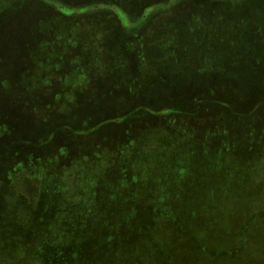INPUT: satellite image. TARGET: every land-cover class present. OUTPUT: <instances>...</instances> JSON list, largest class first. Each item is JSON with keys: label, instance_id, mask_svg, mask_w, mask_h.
Segmentation results:
<instances>
[{"label": "rangeland", "instance_id": "1", "mask_svg": "<svg viewBox=\"0 0 264 264\" xmlns=\"http://www.w3.org/2000/svg\"><path fill=\"white\" fill-rule=\"evenodd\" d=\"M30 2L36 6L28 7ZM21 4L22 9H15ZM59 10L62 14H58ZM159 11L166 14L156 16ZM109 15L118 17L122 26L118 28L114 22L107 21ZM130 23L136 25L133 32L126 31ZM76 65L83 71L80 78L90 71L88 84L93 86V91L74 88L69 96L74 95L76 102L108 99L116 100L118 105L122 103L129 111V130L139 142L150 136V111L141 110L138 104L149 102L155 93L168 92L172 83L200 82L199 79L205 76L208 86L214 83L212 81L217 82L214 88L205 87L206 105L198 109L202 115L195 122L194 132L178 131L166 136L168 146H174L177 135L187 134L188 143L179 148V153L174 150V154L178 153L184 160L168 162L174 157L172 149L146 146L152 160L141 164L150 170V191L142 190L138 196L130 198L117 195L108 199L101 194L96 199L94 214L75 228L74 238L69 242L80 258H100L102 248L114 247L117 249L115 258H119L121 264H151L157 262L155 258L167 260L168 264H185L189 258H197L196 247H201L202 239L184 216L186 203L191 204L187 206L188 211L196 205L200 194L197 182L209 179L215 173L212 167L204 171L200 163L204 152L213 148L210 143L220 139L233 140L237 135L231 126L233 120L223 115L228 112H218L212 103L221 101L232 113L239 109L245 112L252 100L249 93L254 94L253 88L264 87V0H0V128H6L0 148L10 146L7 139L11 126L12 130L20 132L28 127L30 115L34 119L30 102L41 96L44 99L58 96L59 86L63 85L60 78L64 83L68 82L70 75L66 71L76 70ZM49 67L54 71L45 74L43 70ZM16 83L22 87L13 90L11 84ZM39 83L44 84L43 88ZM241 101L243 103L239 104ZM48 114L52 123L55 122L54 116ZM208 115L225 117L216 122L214 118L206 119ZM214 123L217 127L211 126ZM206 127L212 128L213 132L204 131ZM222 127L225 130L220 131ZM238 132L242 133V130L238 129ZM67 148L75 151L74 144ZM10 170L1 175L3 185L0 187V216L5 223L0 227L1 246L7 250L15 246L13 240L40 232L38 228L33 229L34 213L38 206L42 211L52 204V191L43 188L33 199L32 208L26 207L21 213L12 207L7 191ZM178 179V205L174 211L183 223L178 228H158L152 215L158 210L159 202L154 189L160 188L164 181L167 184ZM105 183L99 180L93 192ZM146 192L150 193V200L146 198ZM89 207L92 211V205ZM140 211L141 215H147L135 218ZM148 216L147 226L143 224V218ZM237 219L239 224L244 222L243 217L237 216ZM12 228H17L16 235ZM231 230L240 244L248 242L247 235L252 236L243 224ZM198 232L206 234L204 229ZM144 233L150 235V253L145 240L138 238ZM223 234H226L225 230L220 221H216L207 239L211 241ZM235 241L229 236L217 240L216 245L221 250L216 249L220 252L214 258H219L224 251L220 246L231 250ZM57 246L63 248L51 241L42 252L48 258H54L59 251ZM143 248L146 253L138 258L137 251ZM259 252L250 251L248 246L244 254L221 258H245L247 263L259 259L256 258ZM105 253L103 251L102 256ZM155 253L159 255L156 257Z\"/></svg>", "mask_w": 264, "mask_h": 264}, {"label": "trees", "instance_id": "2", "mask_svg": "<svg viewBox=\"0 0 264 264\" xmlns=\"http://www.w3.org/2000/svg\"><path fill=\"white\" fill-rule=\"evenodd\" d=\"M31 2L28 7H35L36 3ZM21 6L23 5L15 9ZM32 13L34 11L25 14ZM59 13L62 14V11L59 10ZM161 14L166 12L159 11L155 15ZM106 20L114 22L118 28L123 24L122 21L118 23V17L113 18L110 15ZM129 25L126 31H135L133 26L136 25L131 23ZM79 67L80 65H76L74 67L76 70L66 71V74L70 75L68 82L64 83L63 78H60L63 85L59 86L58 96L51 99L49 97L44 99L41 96L40 99L30 102L29 109L34 114V119L32 120L30 115L28 127H24L26 129L20 132L12 130L11 126L7 139L10 146L8 149L6 146L0 148V171L2 170L0 187L3 185L1 175L11 169L7 191L10 193L12 207L22 213L26 207L32 208L33 199L37 197L40 189L52 191L50 208L41 211L38 206L34 213L36 221L32 222L33 229L38 228L40 232L27 238L21 236L18 240L12 239L15 246L9 250L1 246L3 237L0 234V264H121L122 261L115 258L117 249L114 247L102 248L100 258H80L76 248L69 245L74 238L75 228L78 229L86 217L94 214L96 199L101 194L107 198L117 195L130 198L136 194L138 196L142 190L150 191V170L145 164H141L152 160L145 149L146 146L159 150L172 149L174 157L168 162L184 160L178 153L179 148L189 141L187 134L177 135L175 137L177 144L174 146H168L166 136L171 132H194L197 124L195 122L202 115V113L199 115V110L206 105L205 87L208 86L206 82L208 77L199 79L200 82L193 80L183 84H170L168 92L155 93L150 96L149 102L138 104L141 110L150 111V136L147 135L148 139L139 142V138L132 135L129 130V111H126L122 103L118 105L116 100L114 102L108 99L76 102L74 95L69 96L74 88L93 91V86L88 84L91 80L90 71L84 78H80L83 71ZM49 68L43 72L47 74L54 71L53 68ZM212 82L214 83L210 84L208 89L214 88L217 84L215 81ZM11 86H14L13 90L22 87L18 83ZM43 86L41 83L40 87ZM252 91L254 94L249 93L252 100H249L250 105L245 112L239 109L237 113H232L221 101L212 103L218 112H228L223 115L233 120L231 126L237 135L233 140L231 138L212 141L210 144L213 148H208L202 156L201 168L205 171L212 167L215 173L209 179L197 182L200 194L197 195L196 205L188 211L187 206L191 204L189 201L186 203L187 213L184 216L188 217L187 221L196 230L202 242L201 247H196L199 252L197 258H189L187 263L184 261L185 264H264V111H262L264 87L259 86L258 90L253 88ZM242 103L243 101L239 102ZM117 109L122 111L115 113ZM9 110L11 112V106ZM107 111L110 112L106 113ZM48 113L54 116L55 122L52 123ZM215 116L208 115L206 119L214 118L217 122L225 117ZM211 126L217 127L215 123ZM203 129L209 133L213 132L210 127ZM238 129L242 130V133H239ZM4 130L0 128V143L4 138ZM219 130L225 129L222 127ZM71 144L75 145V151L67 148ZM174 150L178 153L174 154ZM260 170L263 172L258 173ZM99 180L106 181L105 186L93 192ZM179 181V179L174 183L168 181L167 184L164 181L160 187L163 189L166 186L164 191H160V188L154 189L157 190L155 196L159 202L158 210L152 212V215L158 228L171 229L181 226L182 221L177 219L179 215L174 211L178 205L176 196L179 195L177 192ZM145 196L150 200V193L146 192ZM136 205L140 208L138 203ZM140 213L141 211L136 213L135 218L147 215ZM228 214L232 215L229 217ZM149 216L143 218V224L147 225ZM184 216L180 218L186 222ZM237 216L241 219L243 217L244 222L239 224ZM216 221H220V226L226 234L209 241L207 234L211 232ZM4 224L0 216V227ZM242 224L245 229H249L247 233L250 232L252 235L251 238L247 235L249 240L246 244L238 243V238L231 230ZM14 228L13 234L17 233V228L13 230ZM199 229H204L206 234H200ZM141 232L142 230L139 231ZM142 235H138V238L141 241L145 240L150 253V235L147 233ZM159 235L163 236L161 233ZM228 236L237 241L235 247L226 250L220 246L224 251H221L219 258H214L217 252H220L216 250L219 248L216 241ZM51 241L65 247L63 249L57 246L59 251L54 258H48L42 252L43 247ZM248 246L250 251L261 250L256 257L259 259L246 263L245 258H221L244 254ZM103 251L106 252L104 256ZM145 253V248L139 249L138 258ZM154 255L157 257L159 253ZM106 256L108 258H104ZM155 259L157 262L150 263L168 264L167 260Z\"/></svg>", "mask_w": 264, "mask_h": 264}]
</instances>
